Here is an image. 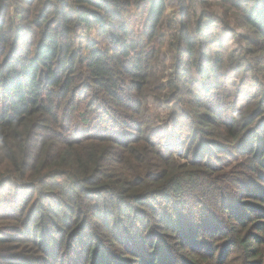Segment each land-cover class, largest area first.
<instances>
[{
	"label": "trees",
	"instance_id": "16d2710c",
	"mask_svg": "<svg viewBox=\"0 0 264 264\" xmlns=\"http://www.w3.org/2000/svg\"><path fill=\"white\" fill-rule=\"evenodd\" d=\"M0 264H264V0H0Z\"/></svg>",
	"mask_w": 264,
	"mask_h": 264
},
{
	"label": "rangeland",
	"instance_id": "374dc122",
	"mask_svg": "<svg viewBox=\"0 0 264 264\" xmlns=\"http://www.w3.org/2000/svg\"><path fill=\"white\" fill-rule=\"evenodd\" d=\"M125 17L130 19L132 26H136L140 22L139 11L132 10L131 12L125 14Z\"/></svg>",
	"mask_w": 264,
	"mask_h": 264
}]
</instances>
